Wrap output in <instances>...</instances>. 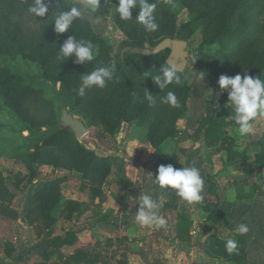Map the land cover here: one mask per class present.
I'll use <instances>...</instances> for the list:
<instances>
[{"label":"rangeland","instance_id":"1","mask_svg":"<svg viewBox=\"0 0 264 264\" xmlns=\"http://www.w3.org/2000/svg\"><path fill=\"white\" fill-rule=\"evenodd\" d=\"M70 1L80 8L81 17L87 20L92 32L98 35L94 41L98 50L97 54H99L98 45H105V48L107 45L110 55L116 58L120 54L122 46H139L146 51H156L153 54L155 56L153 67L146 77L137 81H126L121 78L113 84L106 85L104 88L111 95L109 98L100 96L99 90L103 88H94L91 94L85 92L82 97L83 103L77 106V104L74 105L72 98L62 93L61 80H58V75L52 71L57 64V61H53L57 54H53L51 62L46 64L48 70L45 72V67L39 65L40 62L34 59L33 54L20 50L19 45L13 43L19 40L13 36L12 31H6V34L10 36L9 39L0 36V45L3 48V52L0 53V93L2 88H8L9 93L13 96L26 85L53 103V108L45 111L48 114L52 109L48 114L51 115L49 118L45 117L47 115H44L42 110L40 112L36 109L32 110V115L40 119L39 123L53 119L51 131L48 130L43 135L38 133L31 135L27 130V124L19 118L0 95V236L9 238L13 237L15 232L18 233L19 228L15 227L18 215L25 221L33 216L37 219L44 218L45 212L40 206L43 207L46 194L39 193L36 196L37 202L33 204V207L38 213H29V210L30 212L35 210L32 206L30 209L24 210L28 201V186L33 179L30 173L33 170L36 172L34 176L36 178L39 175L41 177V175L52 173L53 179H64L54 190L50 191L53 195L59 193L61 183L63 184L65 179L67 180L69 173L73 171L82 173L83 171V167L79 168L76 163L60 161L58 164H53L41 162L39 158H36V155L33 154L34 145L42 144L41 139L48 136L50 132H67L62 136L65 135L67 139L73 137L79 145L95 152L105 161L113 155L116 156L113 153L115 135L119 132L122 123L136 122V120L125 121L124 117L128 115L142 117L152 108L162 109L160 113L166 115V122L160 123L163 125L160 129L156 130V123H159L157 117L138 124L142 129V135L149 142L160 140L165 136L159 143L177 137L183 138L187 134L194 135L190 127L196 118L198 121L210 116L213 123L232 122L235 124L234 110L230 105L226 106L228 93L222 91L218 86L219 76L224 74L234 77L236 74L243 76L247 73L254 77L264 78V34L256 36L247 32L253 20H257L258 17L254 16L252 10L247 9L246 4L255 3L257 0H246L244 6L235 12L233 9L240 0H156L154 2L148 0L149 3L157 5L154 15L155 22L159 27L153 32L146 31L143 25L136 21L135 17L139 10L134 11L130 20H121L115 11L118 0H109L107 12L102 15L97 11L91 12L85 6L86 0ZM260 19L264 25V15ZM231 22L233 23L231 24ZM231 25L235 27V33L230 36L228 44L229 47H236L235 52L229 48L225 54L213 56L212 52H208L206 49V40L216 32L228 31ZM11 27L13 26L9 28ZM32 28L30 26L23 31L21 38L32 37ZM175 41H183L186 44V53L181 57L184 66L178 73L181 83L179 85L173 83L160 90L152 77L158 74L160 66L167 64V58L171 52L168 43ZM57 45L58 43L54 39L53 44H50L44 53L56 49ZM209 47L212 49L217 45L213 44ZM141 55L146 56L145 54ZM197 74L204 75L202 81L198 80ZM145 89L152 93L153 103L144 98ZM169 91L175 93L179 107H173L165 102ZM89 96H92L90 104L85 98ZM130 99L133 102L126 108ZM216 111L220 114H217ZM73 122L81 124L85 129L83 135L76 134L72 128ZM252 123L264 125V116H258ZM41 127L43 130L46 129L44 125ZM201 133L203 132L196 133V135ZM231 134L235 135V132L226 130L224 135L222 134L223 144L221 147H224V144L229 146L230 139L234 137ZM257 143L262 146L261 154L264 162L263 143ZM245 145V140H241L240 149L246 147ZM103 163L106 164V162ZM101 165V167H97V171L85 179L103 177L107 170V164L106 166ZM39 181L45 180L39 179ZM38 205L40 206L38 207ZM67 209L74 211L73 204L69 203ZM2 211L6 213L2 214ZM10 211H14L17 216L11 217ZM57 212L55 210L53 214ZM52 219H55V216ZM42 227L39 229L41 230Z\"/></svg>","mask_w":264,"mask_h":264},{"label":"crops","instance_id":"2","mask_svg":"<svg viewBox=\"0 0 264 264\" xmlns=\"http://www.w3.org/2000/svg\"><path fill=\"white\" fill-rule=\"evenodd\" d=\"M196 121L190 127L194 135L156 147L135 122L122 123L115 135L116 156L106 159L107 174L96 180L69 173L59 189L55 219L19 216L18 233L0 236V264H264V162L257 143L264 125L252 123L253 131L241 136L236 124L223 123L220 130L235 135L221 147L222 135L213 146L202 133L196 135ZM241 140L246 142L242 149ZM167 164L199 169L201 201L188 203L174 189L153 182L158 166ZM53 178L52 173L34 177L27 193L39 179ZM145 193L161 205L158 214L165 226H142L136 220L139 196ZM69 201L74 211L67 209ZM241 224L248 231L241 233L240 252ZM66 232L74 235L70 242L51 246L54 237ZM230 239L237 242L236 251L226 250Z\"/></svg>","mask_w":264,"mask_h":264},{"label":"trees","instance_id":"3","mask_svg":"<svg viewBox=\"0 0 264 264\" xmlns=\"http://www.w3.org/2000/svg\"><path fill=\"white\" fill-rule=\"evenodd\" d=\"M156 0H149V2H154ZM35 0H0V36L6 37L9 39V34H6V31H12L13 36L17 38L19 41L13 42L19 45V49L24 51H29L30 54H33L34 59H37L40 62L41 67H45V72H47V65L48 62H51L53 54H57L53 61H57V64L53 67L52 71L58 75V80H61V89L62 93L69 98L73 99L74 105L77 104L79 106L83 103V96L78 95V88L81 83V74L85 72H90L96 67L100 66H110L115 64L116 70L113 76V81H108L106 85L113 84L117 79H124L126 81H137L138 79L146 77L153 67V63L155 60V56L153 55L156 53L155 50L153 51H146L139 46L133 45H124L121 48L120 54L118 57H114L110 55L108 52V46L105 48V45H98L99 47V54L96 55V58L92 62H86L84 65L75 63V57L69 58L67 60L58 58V51L60 46L65 42V40L74 35L78 40H85V41H92L95 44V38H98V35L92 32L90 29V25L87 20L83 19L82 17L76 18L73 21L71 28L68 32L63 34H58L54 30V21L55 17L62 11L69 10L74 5L70 0H44L45 3L49 5V12L46 13L45 17H36L29 12L30 6L34 4ZM246 0L238 1L236 7H234L235 12L238 8L244 6ZM109 0H100V6L97 10V13L102 15L107 12V7H109ZM247 9L253 11L255 17H258L257 20H253L251 23V27L247 31L248 34L252 33L253 35H262L264 34V25L262 23V17L264 15V0H257L255 3L246 4ZM139 8H135L131 11L133 15L134 11H138ZM234 22V21H233ZM231 22V24L233 23ZM10 26H13L9 28ZM32 26L33 33L32 37L21 38L23 36V31L28 29V27ZM87 29V30H86ZM235 33V27L233 25L230 26L228 31H223L219 33H214L210 35L209 38L206 40L207 51L212 52L214 55H223L225 51L229 48L234 50L236 47L230 46L228 44L230 36ZM8 35V36H7ZM246 38V36H245ZM54 39L57 41L58 45L56 49L49 50L47 53L45 49L50 45L53 44ZM217 45L216 48L209 47V45ZM3 52V48L0 45V53ZM235 52V50L233 51ZM141 54H145L143 56ZM207 75V74H205ZM19 78V77H17ZM94 88H98L93 86L92 88L86 89L85 92L91 94ZM99 94L102 98H109L111 95L108 93V90L105 88L99 90ZM2 99L9 105L12 110L19 116V118L27 124V130L30 134L38 133L40 135L46 134L48 130L51 131L52 123L51 121L44 120L39 123L38 118L32 115V110L36 109L37 111H44L43 114L47 115L45 117L49 118L51 115L45 113L50 108H53V103L50 99L43 97L39 93L34 92V90L29 86H23L19 91H17L13 96L9 93L8 88H2V92L0 93ZM87 98V103L90 104L92 100V96L85 97ZM132 99L129 100L128 104H126V108H128L132 104ZM162 109L152 108L151 110L144 113L142 117L136 116H127L123 119L127 120H136V125L145 123L150 121L151 118L157 117L156 119L159 123H156V130L163 127L164 122H166V115H162L160 112ZM122 120V119H121ZM161 123V124H160ZM207 123V124H205ZM42 125L46 126V129H41ZM198 128L195 130L196 133H200L203 131V135L205 137V141L207 145L213 146L215 142H217L218 138L224 133L220 130L222 122L213 123V119L208 116L204 117V119H200L197 121ZM168 128V127H167ZM203 128V130H202ZM63 133L67 132H59L54 131L50 132L48 136H45L41 140L43 141L42 144H35L33 154L36 155V158H39L41 162H50L53 164H58L60 161L62 162H72L78 164V167H83L82 175L83 178L89 177L90 174H93L97 171V167H101V164L106 166L107 170L105 171L104 176L107 174L109 170V165L107 160H103L100 158L95 152L91 151L90 149L86 148L83 145H79L78 142L75 141L73 137L62 136ZM65 137V138H64ZM161 138L160 140L151 141L150 143L156 147L159 145V141L164 139ZM64 138V140H63ZM263 149H264V132L262 135ZM232 148H229V150ZM232 150V149H231ZM103 162H106L103 163ZM36 172L33 170L30 175L31 178L35 176ZM103 176V177H104ZM101 178H92L96 180H101ZM86 178V179H91ZM33 180V179H32ZM31 180V183H32ZM64 179H54L53 181H40L37 183H33V191H30L28 194V201L25 205V211L33 207V204H36L37 197L39 193L46 194L45 200L43 202V207L40 206L42 211L45 212L44 216L48 220H53V212L59 208V193L57 195H53L50 191L54 190L55 187L59 185ZM208 181L210 187L214 185L212 182V178L209 176ZM70 201L67 203L69 206ZM32 204V205H31ZM73 204V203H72ZM74 205V204H73ZM31 208V210H32ZM35 209V208H34ZM36 211V210H33ZM50 211V213H48ZM6 213L2 211V214ZM10 216L15 217L17 214L14 211L9 212ZM29 213H34L30 212ZM36 213H38L36 211ZM19 215L17 219H19ZM21 220L23 218L21 217ZM72 232H66L63 236H56L54 237L50 244L51 246L57 247L61 246L65 243H68L73 238ZM238 242L241 250V242H242V235L241 233L237 232Z\"/></svg>","mask_w":264,"mask_h":264},{"label":"clouds","instance_id":"4","mask_svg":"<svg viewBox=\"0 0 264 264\" xmlns=\"http://www.w3.org/2000/svg\"><path fill=\"white\" fill-rule=\"evenodd\" d=\"M91 12H96L100 6V0H86L85 5ZM139 8L136 21L143 25L148 32L156 31L159 25L155 22L154 15L157 7L156 3H149L148 0H118L115 11L121 20L132 18L131 10ZM29 12L36 17H45L49 12V5L44 0H35L30 6ZM81 17L80 8L72 6L67 11L60 12L54 21V30L58 34L68 32L74 19ZM96 46L92 41L78 40L74 35L69 36L60 46L58 58H76L75 63L84 65L92 62L97 55ZM116 70L115 64L110 66H100L90 72L81 74V83L78 88V95L84 96L85 90L93 86L104 88L108 81L113 79ZM181 67L174 62H169L160 66L158 74L152 77L153 81L160 90L167 88L170 84L181 83L178 73ZM204 75L197 74L198 80L202 81ZM218 86L222 91H227L228 99L226 106H231L234 110V121L237 131L241 136H245L253 131L252 121L258 116H264V78L254 77L245 73L236 74L234 77L220 75ZM144 98L150 103L154 102L152 93L145 89ZM165 102L173 107H179V102L174 92L169 91L165 97ZM219 107V105H217ZM161 188H170L176 191L177 196L188 203L199 202L203 199L201 192L204 180L196 167L182 166L175 168L172 164L160 165L153 180ZM140 207L137 210L136 220L142 226L166 225V220L158 214L161 205L149 194H142L138 200ZM240 233H246L247 227L243 224L238 226ZM226 250L233 252L237 250L235 240H227Z\"/></svg>","mask_w":264,"mask_h":264},{"label":"water","instance_id":"5","mask_svg":"<svg viewBox=\"0 0 264 264\" xmlns=\"http://www.w3.org/2000/svg\"><path fill=\"white\" fill-rule=\"evenodd\" d=\"M169 48L171 49L170 55L167 58V63L174 62L181 67L184 66V62L181 60V57L185 55V47L186 44L183 41H175L168 43ZM114 48V52H115ZM72 128L76 132L78 136H81L85 133V129L81 126V124L77 122L72 123ZM118 264H125L123 260L118 261Z\"/></svg>","mask_w":264,"mask_h":264}]
</instances>
